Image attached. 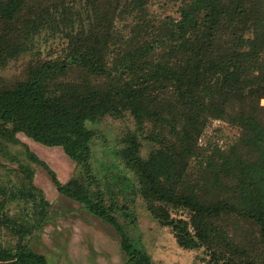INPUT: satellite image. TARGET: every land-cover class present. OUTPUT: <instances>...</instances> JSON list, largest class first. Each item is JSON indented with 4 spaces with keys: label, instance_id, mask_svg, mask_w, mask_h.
Wrapping results in <instances>:
<instances>
[{
    "label": "trees",
    "instance_id": "16d2710c",
    "mask_svg": "<svg viewBox=\"0 0 264 264\" xmlns=\"http://www.w3.org/2000/svg\"><path fill=\"white\" fill-rule=\"evenodd\" d=\"M151 1L0 0V264H47L29 245L52 207L39 170L115 231L123 264L155 263L118 193L208 264H264V0H166L163 18ZM126 115L133 129L98 144L88 123ZM214 120L236 130L224 150L200 142ZM18 134L60 147L71 176Z\"/></svg>",
    "mask_w": 264,
    "mask_h": 264
},
{
    "label": "rangeland",
    "instance_id": "374dc122",
    "mask_svg": "<svg viewBox=\"0 0 264 264\" xmlns=\"http://www.w3.org/2000/svg\"><path fill=\"white\" fill-rule=\"evenodd\" d=\"M148 11L153 18L177 17L176 6L166 0H152L148 5ZM46 47L49 48V45ZM53 52L56 53L55 48ZM46 53L43 56H46ZM23 61L24 58H21L18 62L21 68ZM9 74V71L0 72V75L4 76ZM261 104L264 105V99L261 100ZM88 126L100 132L98 144L103 140L105 145L112 147L127 131L133 129L134 124L133 119L126 115L119 119L106 116L96 122L88 123ZM235 136L236 130L233 127L214 120L207 125L200 142L201 144L210 143L224 150ZM17 137L29 151L48 164L59 181L64 182L71 176L74 164L60 147L45 146L21 134ZM149 146L146 142L143 144V156L146 155ZM20 148L21 151L24 150L23 146ZM120 170L122 169H116L115 172L119 173ZM125 174L128 175L127 172ZM34 182L44 190L46 197L52 202L48 221L41 229H38L29 243L34 251L45 254L49 264L121 263L123 256L118 245V238L111 227L100 221H98L99 224H94L91 218L97 217L90 213L89 217L86 216L83 211L86 209L83 206L58 195L49 178L41 170L37 171ZM130 197L129 195L128 199V194L125 196L116 194L119 205H125V212L135 219V225L127 230L134 239L142 242L145 251L155 264H208L209 257L204 248L189 250L180 247L172 230L159 225L144 208L141 199L130 202ZM173 216L185 218L186 214L179 211L173 212ZM124 219L122 216L119 217L122 222ZM108 241L110 245L107 246ZM115 260L117 261L114 262Z\"/></svg>",
    "mask_w": 264,
    "mask_h": 264
},
{
    "label": "crops",
    "instance_id": "0c3cea01",
    "mask_svg": "<svg viewBox=\"0 0 264 264\" xmlns=\"http://www.w3.org/2000/svg\"><path fill=\"white\" fill-rule=\"evenodd\" d=\"M50 211H51V209H50ZM50 211H49V214H50ZM82 211V210H81ZM85 213H86V216H88L89 217V212L88 211H86V210H83ZM88 213V214H87ZM48 214V215H49ZM91 218V217H90ZM92 219V221L94 222V224H99L98 223V221H100V222H102L101 220H98L97 218H91ZM48 221V217H47V219L41 224V226L39 227L40 229L42 228V226H44V224L46 223ZM109 226V225H108ZM110 227V226H109ZM38 231V230H37ZM114 231V230H113ZM115 232V231H114ZM116 234V233H115ZM117 236V235H116ZM108 244H107V246L108 245H110V242L108 241L107 242ZM118 245H119V241H118ZM119 248H120V245H119ZM120 251H121V253H122V256H123V259H122V261L120 260V264H123L124 262H125V260H126V256H125V254H124V252L121 250V248H120ZM37 253H40V254H43V253H41V252H37ZM45 257H46V255L45 254H43ZM117 257L119 258V255L117 254ZM46 259H47V257H46ZM112 261V260H111ZM117 260H115L114 262H116ZM118 263V262H117ZM47 264H49V261H48V259H47ZM116 264V263H115ZM119 264V263H118Z\"/></svg>",
    "mask_w": 264,
    "mask_h": 264
}]
</instances>
